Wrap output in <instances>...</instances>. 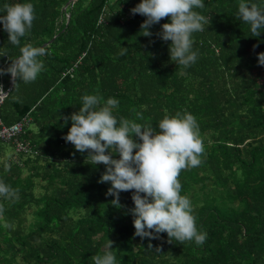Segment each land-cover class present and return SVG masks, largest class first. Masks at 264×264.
Here are the masks:
<instances>
[{
  "label": "trees",
  "instance_id": "16d2710c",
  "mask_svg": "<svg viewBox=\"0 0 264 264\" xmlns=\"http://www.w3.org/2000/svg\"><path fill=\"white\" fill-rule=\"evenodd\" d=\"M68 2L0 0V16L5 5L31 3L35 17L20 45L9 43L0 24V69L20 47L53 38L38 57L44 68L37 79H18L0 105L7 125L29 117L21 137L32 149L16 152L0 141V182L18 193L0 196V264H93L91 257L106 251L116 264H264V66L257 60L264 30L254 37L239 19L241 0H202L193 10L209 23L192 33L197 60L184 68L170 59L171 41L157 35L169 18L143 36L146 17L129 14L140 0ZM244 2L264 11V0ZM10 77L0 74L4 89ZM84 95L101 97V106L115 98L117 126L123 117L159 131L165 115L194 116L204 152L178 179L198 232L206 233L202 244L164 232L134 235V190L119 193V206L111 202L110 182H98L105 165L64 139L72 123L64 118L79 111Z\"/></svg>",
  "mask_w": 264,
  "mask_h": 264
},
{
  "label": "clouds",
  "instance_id": "9594fccd",
  "mask_svg": "<svg viewBox=\"0 0 264 264\" xmlns=\"http://www.w3.org/2000/svg\"><path fill=\"white\" fill-rule=\"evenodd\" d=\"M4 7L6 14L0 16V24L8 33L9 43L20 45V38L31 29L35 18L33 5L15 3ZM203 7L202 0H140L129 14L146 17L140 25L146 37L152 35L148 29L153 24L169 18L170 22L162 24L157 35L164 41H171L170 59L187 68L197 60V53L191 50L192 33L204 31V25L209 23L203 15L193 10ZM238 17L250 25L254 37L264 30V11L256 4L248 5L241 0ZM126 50L121 47L120 55L126 54ZM20 53L9 67L0 69V74H10L13 85L18 79L24 83L35 81L44 68L43 62L38 59L46 54L43 47L26 44L20 47ZM257 60L264 66V52L257 54ZM9 85L7 95L12 86ZM7 95L0 87V99ZM81 99L79 111L64 118L65 122H72L64 139L76 151H87V158L95 165H105L98 182H110L111 187L105 195L113 196L111 202L119 206V193L134 190L131 196L134 208L130 209L134 216V235L154 238L153 232H164L169 239L174 238L180 243L194 241L197 245L202 244L206 233L198 232L191 202L187 196L180 194L181 183L178 179L182 170L201 163L200 156L204 152L194 116L180 112L172 117L165 115L159 121V131L123 117L117 126V118L112 115V109L118 105L115 98L107 99L102 106V98L97 95H84ZM136 116L137 119L141 118L139 112ZM133 135L139 139V143L134 141ZM110 150H115L119 159H114ZM0 196L13 199L18 198V193L0 182ZM3 212V205H0V219ZM4 227L10 228L12 225L5 223ZM112 243L108 240L106 247L111 249ZM91 259L93 264H116L111 251L94 255Z\"/></svg>",
  "mask_w": 264,
  "mask_h": 264
},
{
  "label": "built area",
  "instance_id": "2783aa9c",
  "mask_svg": "<svg viewBox=\"0 0 264 264\" xmlns=\"http://www.w3.org/2000/svg\"><path fill=\"white\" fill-rule=\"evenodd\" d=\"M0 87H2L4 94L7 95L6 89L3 88V86L0 84ZM2 99H0V105L2 103ZM29 123V117L24 116L19 121H16L12 124H5L0 117V141L3 142H9L14 145V149L16 152L21 153H30L32 152L31 146L27 140L22 138V134H24L25 129L24 127L28 125Z\"/></svg>",
  "mask_w": 264,
  "mask_h": 264
},
{
  "label": "water",
  "instance_id": "95a60500",
  "mask_svg": "<svg viewBox=\"0 0 264 264\" xmlns=\"http://www.w3.org/2000/svg\"><path fill=\"white\" fill-rule=\"evenodd\" d=\"M74 0H69V2H73ZM68 2V3H69ZM53 40V38L50 40V41H48V42H46V43H43L40 47H44V46H46L47 44H49L51 41ZM12 85V78L10 79V85L9 86H11ZM10 88V87H9Z\"/></svg>",
  "mask_w": 264,
  "mask_h": 264
},
{
  "label": "rangeland",
  "instance_id": "374dc122",
  "mask_svg": "<svg viewBox=\"0 0 264 264\" xmlns=\"http://www.w3.org/2000/svg\"><path fill=\"white\" fill-rule=\"evenodd\" d=\"M12 151V149L10 148V147H6V152H11Z\"/></svg>",
  "mask_w": 264,
  "mask_h": 264
},
{
  "label": "bare ground",
  "instance_id": "6f19581e",
  "mask_svg": "<svg viewBox=\"0 0 264 264\" xmlns=\"http://www.w3.org/2000/svg\"><path fill=\"white\" fill-rule=\"evenodd\" d=\"M3 100H4V98H3ZM3 100H2V102H3ZM2 104V103H1Z\"/></svg>",
  "mask_w": 264,
  "mask_h": 264
}]
</instances>
